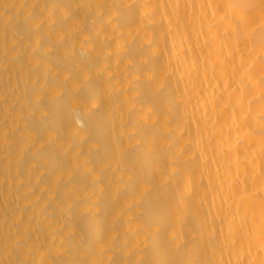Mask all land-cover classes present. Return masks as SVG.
I'll return each instance as SVG.
<instances>
[{"label":"bare ground","instance_id":"obj_1","mask_svg":"<svg viewBox=\"0 0 264 264\" xmlns=\"http://www.w3.org/2000/svg\"><path fill=\"white\" fill-rule=\"evenodd\" d=\"M219 2L0 0V264L264 259L259 203L230 188L264 164V49L228 35ZM88 92L105 96L99 116ZM156 165L169 196L191 185L187 203L141 202L129 177Z\"/></svg>","mask_w":264,"mask_h":264},{"label":"snow or ice","instance_id":"obj_2","mask_svg":"<svg viewBox=\"0 0 264 264\" xmlns=\"http://www.w3.org/2000/svg\"><path fill=\"white\" fill-rule=\"evenodd\" d=\"M78 7V5H77ZM124 7H132L131 5H125ZM178 7V5H176ZM202 7H208L207 4L202 5ZM214 11L212 16L216 17L217 14H220V21L228 26L226 31L228 35L234 32L237 37V43L240 42L243 38L245 45L247 46L248 41H255V38L259 37V44L262 49H264V0H259L257 3L256 0H221L219 3L212 5ZM72 13L70 10H65L64 19L71 17ZM43 24V21H39L34 24L35 28H40ZM79 29L77 28V31ZM60 39H64L63 36ZM53 49L51 47L47 48V51L51 52ZM35 51V49H33ZM262 58H264V53H262ZM264 72V67L261 69ZM250 78V76H249ZM261 84H264V76L261 77ZM77 91L80 90V86L77 85ZM39 99H42L39 98ZM261 100L264 101V92L261 93ZM86 102L90 113L94 116H99L102 110L105 108L106 99L103 94H97L94 92H88L86 96ZM242 103L241 101H239ZM154 112L157 111L155 106H153ZM44 116H47L48 113L45 111ZM247 119V117H245ZM54 130H49V138L51 139V132ZM66 135L74 136L77 134L78 130L72 129L71 127H66L64 129ZM60 135L59 132H56V137ZM255 135L260 138L262 145L261 148V158L264 160V103L261 104V123L260 127L255 130ZM43 146V145H42ZM171 148V145H169ZM156 149H152L155 151ZM185 153L188 149L183 150ZM192 157H190L191 159ZM173 167L176 171H179V168L176 167L175 161H173ZM168 176V179H165V176ZM63 173H61L62 178ZM243 176L244 179L241 180L240 177ZM58 178V182L59 179ZM71 179V175L69 176ZM130 180H133L136 183L138 190L142 189L140 192L141 202H143L145 197H148L149 204L161 209L163 211H169L174 207H179V205L184 202L187 203V199L192 195L191 185L185 183L183 189L177 187L173 193V196H169L167 189L170 186L171 174L166 173L164 167L156 165L150 171L141 172L138 174H133L129 177ZM191 180V176L188 178ZM257 182H259L260 187L257 188ZM233 196H235L241 204L249 202H258L261 209V248L264 249V164H262L259 173L253 168L249 171L247 168L240 172L239 168L235 173V179L233 180L232 185H230ZM239 204L237 208L239 209ZM92 209L90 208L89 211ZM138 226L143 229H155L157 233L161 232L163 227V221L161 219H153L151 222L145 221L142 218L138 220ZM229 231H232L231 225L229 226ZM142 232L138 231L137 235H141ZM147 239V236H145ZM227 239L224 240H215L213 241L214 245H218L223 250V247L227 243ZM101 249L103 250L104 241L100 240L97 242ZM27 264V262H26ZM43 264V262H42ZM56 264V262H53ZM65 264H105L101 260H90V261H78V262H65ZM109 264H115V262H109ZM128 264H177L176 261L171 260H157V261H144L142 258L139 261H130ZM219 264H224L223 261ZM259 264H264V259H262Z\"/></svg>","mask_w":264,"mask_h":264}]
</instances>
